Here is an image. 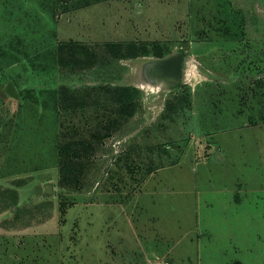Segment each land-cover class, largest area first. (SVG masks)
I'll list each match as a JSON object with an SVG mask.
<instances>
[{"label":"rangeland","instance_id":"374dc122","mask_svg":"<svg viewBox=\"0 0 264 264\" xmlns=\"http://www.w3.org/2000/svg\"><path fill=\"white\" fill-rule=\"evenodd\" d=\"M0 94V264H264V0H0Z\"/></svg>","mask_w":264,"mask_h":264},{"label":"water","instance_id":"95a60500","mask_svg":"<svg viewBox=\"0 0 264 264\" xmlns=\"http://www.w3.org/2000/svg\"><path fill=\"white\" fill-rule=\"evenodd\" d=\"M181 55L172 54L151 63L152 72L159 77H169L177 80L180 70ZM2 92L6 95L15 96V92L10 83L4 85Z\"/></svg>","mask_w":264,"mask_h":264},{"label":"trees","instance_id":"16d2710c","mask_svg":"<svg viewBox=\"0 0 264 264\" xmlns=\"http://www.w3.org/2000/svg\"><path fill=\"white\" fill-rule=\"evenodd\" d=\"M228 16H232V15L228 14ZM225 32L227 34L230 33L229 31H225ZM108 45L109 46H111V45L113 46L115 44L108 43ZM128 55H130V56L136 55V52L128 53ZM132 90H133V88L128 87V86H119V87H113V88L108 87V89H107V91H111V92L113 91L114 94H115V98L114 99L121 102V104H120V106H121L120 108L121 109H120L119 113L122 114L124 119L127 118V117H130L133 114V111H134V103L131 102V99L129 97L130 96L129 92L132 91ZM110 97H112V95ZM0 98H3L1 94H0ZM15 204L16 203H15V201L13 199V200H11V201H9L7 203V206L11 207V206H15Z\"/></svg>","mask_w":264,"mask_h":264}]
</instances>
